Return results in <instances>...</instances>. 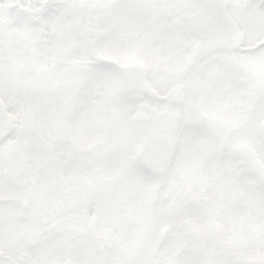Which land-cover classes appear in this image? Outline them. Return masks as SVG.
Listing matches in <instances>:
<instances>
[{
	"label": "snow or ice",
	"instance_id": "1",
	"mask_svg": "<svg viewBox=\"0 0 264 264\" xmlns=\"http://www.w3.org/2000/svg\"><path fill=\"white\" fill-rule=\"evenodd\" d=\"M0 264H264V0H0Z\"/></svg>",
	"mask_w": 264,
	"mask_h": 264
}]
</instances>
